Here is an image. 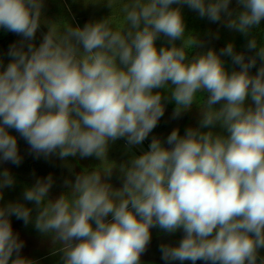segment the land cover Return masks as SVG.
<instances>
[{
  "label": "clouds",
  "instance_id": "9594fccd",
  "mask_svg": "<svg viewBox=\"0 0 264 264\" xmlns=\"http://www.w3.org/2000/svg\"><path fill=\"white\" fill-rule=\"evenodd\" d=\"M44 2L0 0V28L22 37L6 67L0 58V163L22 162L14 129L36 159L55 156L70 170L77 156L100 164L65 179L56 198L52 175L37 178L23 191L34 218L22 202L0 205V264H34L21 255L13 216L50 237L63 264H142L152 228L183 231L177 245H159L166 264H264V43L254 32L264 0H236L235 8L232 0H85L106 3L111 14L83 27L48 21ZM185 5L242 34L253 54L232 42L200 51L201 37L186 32ZM42 23L48 30L37 46ZM161 36L167 44L157 48ZM222 57L238 69L229 72ZM168 100L173 118L195 104L198 126L153 136L142 154L110 161V143L141 145ZM14 185L10 170H0V200Z\"/></svg>",
  "mask_w": 264,
  "mask_h": 264
},
{
  "label": "trees",
  "instance_id": "16d2710c",
  "mask_svg": "<svg viewBox=\"0 0 264 264\" xmlns=\"http://www.w3.org/2000/svg\"><path fill=\"white\" fill-rule=\"evenodd\" d=\"M81 1L83 0H45L44 8H43V15L45 16L46 19L49 16L50 18L52 17V21H61L62 16H64V21L67 20L68 23L70 24L76 23L74 20L85 18V15L83 16L82 13L88 12V9L84 10L83 12H80L78 7H82L81 3L79 4V2ZM71 2L73 3V5L71 4ZM175 6L176 5H174V7ZM186 8L187 7H185L184 9V6L182 7V13L184 15V20L186 24V32H194L201 37L204 46L202 49H199L200 51H206L208 48H214L217 52H219V50L222 47H224L228 42H232L237 52H244L246 56H250L253 54L247 51L246 49L247 38L244 37L242 34L237 32L238 33L237 34L238 36L236 35L237 38L233 40H228V41L225 40L226 42L223 43L222 38L216 39L213 36L209 35L210 32L212 33V31L210 30V24L212 22H210L207 18L199 17L198 13H196L195 11H192L189 8L188 9ZM51 11H53V13H51ZM57 17L58 18L60 17V19H58ZM41 27L44 29L45 28L47 29V27L43 23L41 24ZM254 32L258 36L259 42L264 43V21H261L260 29L254 30ZM21 39L22 37L14 33L8 32L3 28H0V58L3 59L4 67L7 66V64L10 62V59H11L7 55L9 46L12 45L13 43L19 42ZM157 40H159V38ZM38 41H39V34L37 33L35 37L36 45H38L37 44ZM165 42L167 43L166 38H165ZM180 43L181 41H176L177 46H179ZM189 55L191 56L192 53H189ZM222 59L225 61V67L229 72H231L234 68L238 69V66H235L232 64L230 57H222ZM259 63L260 62L258 61L257 67L251 70L253 73L256 72L257 68L259 67ZM165 106L173 108L174 110L175 103H172V101H165ZM185 127H186V124L182 127H178L181 135L184 134L185 129H186ZM173 129H175V127L172 122L170 121L164 122L162 120L161 121L159 120L156 128L153 129V132L150 133L149 136H159L161 134H165L167 137ZM9 131L11 134L17 136L19 152L21 156L23 157L22 162L19 166H16L10 163V172L15 177V185L12 188H6L7 190L10 189L9 191L10 193L16 196L23 195L22 191H24L26 187H29L33 184L30 180L35 181L37 178H44V177H47L49 174L52 175L53 180H54V184H53L52 189L50 190V193L54 192L55 189L61 186H64L63 181L65 179H70L74 182L75 170H74V167L72 166L74 164L73 158H68V162L72 166L71 170L69 169V167L65 165L64 161H62L61 159L55 156L49 159H45L44 157H40L39 159H36L34 158L33 155L29 154V146L23 140V138H21L19 134L15 132L14 129H9ZM165 139L163 137L161 140L163 141ZM148 140L146 139L145 142L150 144L151 141L149 137H148ZM0 170H3L1 166H0ZM66 190L67 189L65 187L62 189V192ZM4 192H5V189H4ZM12 199H13L12 202H21L19 200L20 198L18 197H14ZM0 205H4L2 200H0ZM30 205L33 208V210H35L34 204L32 203ZM35 215L36 213L33 215V218ZM13 218H15V216L11 217V219ZM21 222L23 224V228L26 233L39 236L42 238L47 237V236L42 235L39 231H37L33 223H29L27 226H25L23 221ZM43 256H37L35 257V259L43 257Z\"/></svg>",
  "mask_w": 264,
  "mask_h": 264
},
{
  "label": "rangeland",
  "instance_id": "374dc122",
  "mask_svg": "<svg viewBox=\"0 0 264 264\" xmlns=\"http://www.w3.org/2000/svg\"><path fill=\"white\" fill-rule=\"evenodd\" d=\"M80 3L82 5V7H78L80 12H83L86 9H88V12L82 13L83 16L85 15V18H82L79 20L76 19L77 21L74 20L76 23H71V25H73V26L79 25L80 27H83L86 23H88L90 21H98V20L103 19V18H105L111 14V9H109L107 7L106 3H99V4L85 3L84 0L79 2V4ZM71 4L73 5L72 2H71ZM185 7H187V6L185 5L184 9H185ZM230 7H232V8L236 7V0H232ZM186 9H188V7ZM48 10H49V8H48ZM51 13H53V11H51ZM47 19L52 21V17L50 18V16L47 17ZM58 19H60V17ZM61 20H64V16H62ZM210 30L212 31V33L218 32L219 33L218 39L222 38L223 43L226 42L225 40H227V41L233 40V39L237 38V36H238L237 32H235L233 30H229L228 28L224 27L219 22L211 23L210 24ZM46 32H47V29L46 28L44 29L42 27H40V29L37 31V33L39 34V41L37 43L38 45L42 40V35ZM165 44H167V43L165 42V38L163 36H161L159 38V40L156 41L157 48L164 46ZM165 95H168V93H165ZM168 101H171V100H168ZM172 103H174V101H172ZM172 107H173V105H172ZM215 107L218 108V107H220V105L218 104ZM173 111H174L173 108L165 106V112H164V115L160 118V121L161 120L164 122L170 121L174 124L175 128L182 127L185 124H186L185 128L198 126L199 119H200V112H199V109L197 108L196 105H193L192 109L190 111L182 113L179 118H173ZM206 130L207 129H205V131ZM214 131H216V132L221 131L219 125L216 126ZM161 136H162V134H161ZM152 137L153 136H149L150 141H151ZM155 137L160 138L159 136H155ZM140 146L141 145L132 146L131 148L136 150V152L140 153L139 152ZM131 148L129 150L126 147V141L124 139H120V140H117L113 143H110L109 151H108V159L110 161H115L117 164L123 163V162L129 160L134 155L133 150ZM137 149H139V150H137ZM73 159H74V162H73L74 164L72 166L74 167L75 174L80 173L85 168L91 170L94 166L100 164V160L97 159L95 156L88 157V158H80L79 156H77V157H74ZM0 166L2 167V169L7 168L10 170V162L0 163ZM115 175L120 176L119 172L114 170L113 175L110 178V182L113 184L114 187L118 188L119 184L120 185L122 184V180H120V181L112 180V179H114ZM119 179H120V177H119ZM30 181L33 184L35 182L32 180H30ZM118 182H119V184H118ZM63 188H65V187L61 186V187L55 189L54 192L49 193V198L58 197L62 193ZM9 191H10V189L9 190L5 189V192H4L5 195L3 196V200H2L4 205H6L9 202H12L13 201L12 198L18 197V198H20L19 200L22 203H24L25 205H28L27 207L32 208L30 205V204H32V202L24 201L23 198H21V197H23V195H17L16 196V195L10 193ZM22 194H23V191H22ZM27 203H29V204H27ZM33 213L35 214L36 211L33 210ZM33 213H32V215H34ZM11 222H12V227H13L14 233H18L19 238L24 242V247L21 250L22 256L30 258L34 262V264H63V262L61 260V255L59 253H57L56 255H53L51 252L53 250V244H52L50 237L42 238L39 236H35V235H31V234L26 233L24 228H23L22 222L15 219V218L11 219ZM260 255L264 256V249L260 250ZM37 256H43V257L35 259V257H37ZM142 264H166V262L164 260H162L161 258L150 257V258H148L147 261H144ZM171 264H181V262L180 261H173V262H171ZM183 264H192V262L191 261H184ZM196 264H198L197 261H196Z\"/></svg>",
  "mask_w": 264,
  "mask_h": 264
},
{
  "label": "crops",
  "instance_id": "0c3cea01",
  "mask_svg": "<svg viewBox=\"0 0 264 264\" xmlns=\"http://www.w3.org/2000/svg\"><path fill=\"white\" fill-rule=\"evenodd\" d=\"M159 137H160V139H162L163 137L165 139L166 135L162 134V136L159 135ZM132 150H133L134 155H140V153L136 152V150H134V149H132ZM119 177L120 176L115 175L114 179H112V180L120 181L121 179H119ZM118 184H119V182H118ZM120 186L121 185L119 184L118 188ZM108 219H111V217H109ZM151 234H152L151 242H150L146 252L144 254H142V256H141L142 263L144 261H147L148 258H150V257L161 258V252L159 250V245L162 243L177 245L183 236V231L178 230L175 234H167V233L163 232L162 230H160L159 228H152ZM197 262H198V264H203L202 262L200 263L199 260Z\"/></svg>",
  "mask_w": 264,
  "mask_h": 264
},
{
  "label": "built area",
  "instance_id": "2783aa9c",
  "mask_svg": "<svg viewBox=\"0 0 264 264\" xmlns=\"http://www.w3.org/2000/svg\"><path fill=\"white\" fill-rule=\"evenodd\" d=\"M148 148H149V144H148L147 142L144 141V142L141 144L140 148H139L140 150H139V149H137V150H139V152L142 154L143 152L147 151Z\"/></svg>",
  "mask_w": 264,
  "mask_h": 264
},
{
  "label": "flooded vegetation",
  "instance_id": "af4514ba",
  "mask_svg": "<svg viewBox=\"0 0 264 264\" xmlns=\"http://www.w3.org/2000/svg\"><path fill=\"white\" fill-rule=\"evenodd\" d=\"M200 262H202L203 264H205V262H204V261H200Z\"/></svg>",
  "mask_w": 264,
  "mask_h": 264
},
{
  "label": "water",
  "instance_id": "95a60500",
  "mask_svg": "<svg viewBox=\"0 0 264 264\" xmlns=\"http://www.w3.org/2000/svg\"><path fill=\"white\" fill-rule=\"evenodd\" d=\"M165 146H167L166 144H165ZM199 262H200V260H199ZM201 263V262H200Z\"/></svg>",
  "mask_w": 264,
  "mask_h": 264
}]
</instances>
